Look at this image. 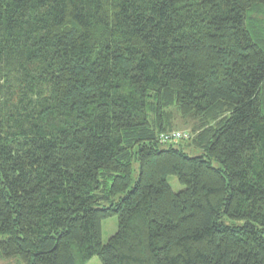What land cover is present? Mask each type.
<instances>
[{
	"label": "trees",
	"instance_id": "trees-1",
	"mask_svg": "<svg viewBox=\"0 0 264 264\" xmlns=\"http://www.w3.org/2000/svg\"><path fill=\"white\" fill-rule=\"evenodd\" d=\"M92 258L264 264V0H0V259Z\"/></svg>",
	"mask_w": 264,
	"mask_h": 264
},
{
	"label": "rangeland",
	"instance_id": "rangeland-1",
	"mask_svg": "<svg viewBox=\"0 0 264 264\" xmlns=\"http://www.w3.org/2000/svg\"><path fill=\"white\" fill-rule=\"evenodd\" d=\"M167 133H179L180 135V139L178 141H173L171 142V144H174L175 147L179 146L182 147L184 149V152L189 155V156H198L200 155L199 151L196 150H192L191 147H187V140L189 138V129L188 128H181V129H176V130H171L168 132H165V134ZM138 175V169H137V165H134V171L132 174V182L134 183V181L136 180ZM168 183L172 189L173 192L177 193L180 192L181 190H183V187L178 183L177 179L175 177H170L168 179ZM102 242L105 244L110 238L111 236L114 235V233L117 231V219L116 218H111L108 220H105L102 223ZM0 264H16V262L14 261H4L2 259H0ZM88 264H101L99 262V260L97 258H92Z\"/></svg>",
	"mask_w": 264,
	"mask_h": 264
},
{
	"label": "built area",
	"instance_id": "built-area-1",
	"mask_svg": "<svg viewBox=\"0 0 264 264\" xmlns=\"http://www.w3.org/2000/svg\"><path fill=\"white\" fill-rule=\"evenodd\" d=\"M160 139L162 140V142H173V141H178L180 139V135L179 133H170V134H165V135H161Z\"/></svg>",
	"mask_w": 264,
	"mask_h": 264
}]
</instances>
